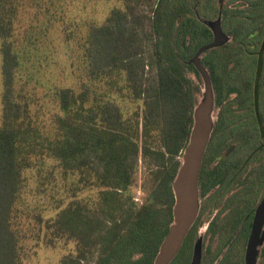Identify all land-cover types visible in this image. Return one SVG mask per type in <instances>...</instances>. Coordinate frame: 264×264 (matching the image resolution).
Here are the masks:
<instances>
[{
  "label": "trees",
  "instance_id": "trees-1",
  "mask_svg": "<svg viewBox=\"0 0 264 264\" xmlns=\"http://www.w3.org/2000/svg\"><path fill=\"white\" fill-rule=\"evenodd\" d=\"M186 1L124 0L104 24L86 26L79 38L68 33V46L76 39L82 52V81L79 89L55 90L60 113L44 133L32 109L31 74L29 80L20 75L27 71L24 59L37 48L30 39L24 48L15 40L26 0H0V264H21L22 243L42 239L43 231L46 244H76L61 264H155L174 223L173 184L202 88L188 77L199 75L191 61L201 25ZM211 34L204 28L206 41ZM119 99L134 109L125 111ZM213 142L212 136L208 151ZM39 156L55 161L66 177H79L80 191L96 189L97 197L75 198L54 218H38L33 238L21 226L18 206L25 172ZM140 170L144 201L133 193ZM194 227L169 264H189Z\"/></svg>",
  "mask_w": 264,
  "mask_h": 264
},
{
  "label": "flooded vegetation",
  "instance_id": "flooded-vegetation-1",
  "mask_svg": "<svg viewBox=\"0 0 264 264\" xmlns=\"http://www.w3.org/2000/svg\"><path fill=\"white\" fill-rule=\"evenodd\" d=\"M228 1L199 2V51L215 42V31L205 20L220 21L232 41L229 59L220 57L219 45L201 53L218 113L214 142L208 151L210 138L200 172L205 173V183L199 186L189 264L198 244L203 257L199 264H247L257 213L264 204V0ZM204 28L212 32L207 41ZM213 69L216 74L211 76ZM199 77L203 80L200 71ZM239 245L244 246V255L236 259L233 251ZM255 264H264V219Z\"/></svg>",
  "mask_w": 264,
  "mask_h": 264
},
{
  "label": "rangeland",
  "instance_id": "rangeland-1",
  "mask_svg": "<svg viewBox=\"0 0 264 264\" xmlns=\"http://www.w3.org/2000/svg\"><path fill=\"white\" fill-rule=\"evenodd\" d=\"M201 1H186L189 9L187 12L191 10L198 20L199 2ZM230 2L231 0L226 4ZM123 7L124 0H53V3L51 0H26L16 22L15 40L24 48L29 44L30 39L37 48V50H32L28 59H24L27 71L20 72V75L27 79L29 76L27 72L31 74L32 79L27 80H29L30 94L34 97L32 109L42 132L50 133L53 129L54 117L60 113L55 90L65 85L79 89L82 81V62L79 59L82 52L77 49L79 43L75 39L71 46H68L66 35L69 33L72 39L79 38L86 26L104 24L113 9ZM205 21L215 32L223 33L226 37L225 41L217 47L219 48L217 52L221 53V58L229 59L228 50L232 37L227 31H223L220 21ZM1 46L0 40V125L3 113ZM201 58L200 54L199 59ZM188 77L194 80L197 86L200 83L202 87L198 96L199 104L204 97V80L199 75L196 77L188 74ZM221 82L228 86L227 79H222ZM118 101L125 111L135 107L128 101L121 99ZM214 107L215 102L212 113V132L218 113ZM33 164V167L25 172V186L18 206L19 221L25 232H29L30 237L34 236L33 227L38 224V218H41L43 222L54 218L61 208L75 198L93 201L97 197V190L92 187L87 186L80 191L78 189L79 177L73 175L66 177L52 159L35 157ZM137 178L133 193L138 199L144 201L146 195V191L142 190L145 181L144 171L140 170ZM202 233L203 230H201ZM196 238V241H199V230ZM45 239L47 238L43 231L42 239L24 240L21 264H61L64 257L75 253L76 244L71 240L59 239L49 245L45 243ZM233 254L236 259L243 258L244 246L236 247ZM202 258L200 253L199 263L202 262Z\"/></svg>",
  "mask_w": 264,
  "mask_h": 264
},
{
  "label": "water",
  "instance_id": "water-1",
  "mask_svg": "<svg viewBox=\"0 0 264 264\" xmlns=\"http://www.w3.org/2000/svg\"><path fill=\"white\" fill-rule=\"evenodd\" d=\"M225 39L226 37L223 33L215 32V42L198 51L191 61L203 76L205 83L204 97L195 108V122L190 143L184 154L182 167L173 184L175 194L174 223L160 248L155 264H169L173 260L199 213V177L203 157L212 135L214 104L211 78L208 71L202 66L199 55L208 48L220 45ZM263 219L264 204L257 213L254 233L247 256V264H255V246L257 245L259 229ZM199 262L200 250L198 244L192 264H199Z\"/></svg>",
  "mask_w": 264,
  "mask_h": 264
}]
</instances>
